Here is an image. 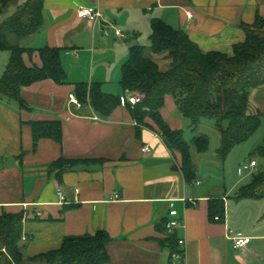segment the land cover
Masks as SVG:
<instances>
[{
  "label": "crops",
  "instance_id": "crops-1",
  "mask_svg": "<svg viewBox=\"0 0 264 264\" xmlns=\"http://www.w3.org/2000/svg\"><path fill=\"white\" fill-rule=\"evenodd\" d=\"M83 5L98 6L100 19L82 17ZM257 14L264 16V0L44 1L41 28L21 44L61 47L67 81L45 78L24 86L26 106L0 99V213L25 212L26 256L60 246L66 235L104 229L111 236L105 264H264V197H233L249 180L228 186L201 179L199 155L206 151L191 143L197 172L189 181L181 153L166 145L150 117L148 125L138 123L122 103L104 116L69 96L76 94L78 82L93 81L105 92L125 95L122 64L132 44L150 41L153 17L184 28L205 51L232 54L246 36L242 24ZM154 57L163 66L169 62ZM24 60L42 64L38 51L24 53ZM252 93L264 114V84ZM161 114L173 129L185 130L190 120L172 94L165 96ZM46 119L61 120L62 139L43 137L34 145L30 122ZM60 157L91 161L77 163L57 179L50 164ZM211 198L224 200L223 220L210 218ZM170 209H177L182 221L173 234L165 227ZM237 233L251 236L245 248L234 246ZM178 238L186 241L182 261L171 258Z\"/></svg>",
  "mask_w": 264,
  "mask_h": 264
},
{
  "label": "trees",
  "instance_id": "trees-1",
  "mask_svg": "<svg viewBox=\"0 0 264 264\" xmlns=\"http://www.w3.org/2000/svg\"><path fill=\"white\" fill-rule=\"evenodd\" d=\"M44 1L0 0V50L9 52L8 62L0 76V99L26 106L21 94L24 86L45 78L59 83L67 81L61 47L46 45L37 48L21 44V39L41 28ZM11 2H16L15 10L3 17L4 9ZM242 27L245 39L234 44L233 53L228 54L220 50L205 51L184 28L153 17L149 44H132L129 57L122 64L120 84L124 94L132 92L140 96L137 103H126V106L138 123L148 125L145 118L150 117L166 145L181 153V168L189 181L197 172L191 143L199 152L207 151L210 143L209 136L198 131L203 117L214 119L220 134L216 151L222 161L264 120L259 109L249 111L252 90L264 84V16L257 14L252 23H243ZM36 51L42 64H26L24 53L32 55ZM154 54L163 55L169 62L163 66ZM167 94L174 95L180 112L191 120L195 132L191 141L186 140L183 129H173L163 118L161 108ZM76 96L80 103H90L104 116L121 104V96L105 92L98 81L78 82ZM30 123L34 145L43 137L61 141V120H32ZM257 152L264 155V145L258 146ZM84 161L91 160L60 157L50 164V171L60 179L65 170ZM233 197H264V169L254 172ZM225 212L222 198L209 200L211 219L218 216V220H223ZM24 220V211L0 213V264H105L110 259L108 243L111 236L104 229L95 233L66 235L60 246L26 256Z\"/></svg>",
  "mask_w": 264,
  "mask_h": 264
},
{
  "label": "rangeland",
  "instance_id": "rangeland-1",
  "mask_svg": "<svg viewBox=\"0 0 264 264\" xmlns=\"http://www.w3.org/2000/svg\"><path fill=\"white\" fill-rule=\"evenodd\" d=\"M16 8V2H11L4 9L3 17L10 15ZM148 45L149 42H146ZM9 59V52L7 50H0V75ZM251 108L249 111L255 112L258 109L257 103L253 100V93L251 94ZM214 119L211 117H203L199 123L198 131L205 133L210 138V143L207 151L199 155L200 166L199 176L201 179H209V182L223 183L224 181L228 186L241 178L244 183L251 179L254 172L259 169H264V155L257 152L260 145H264V120L258 129L245 141L237 144L222 161L216 153V147L219 142V131L215 127ZM203 124V125H202ZM191 120L186 122L184 137L186 140L191 141L194 136ZM254 158L258 161V165L251 170H243L242 164ZM243 170V171H242Z\"/></svg>",
  "mask_w": 264,
  "mask_h": 264
},
{
  "label": "built area",
  "instance_id": "built-area-1",
  "mask_svg": "<svg viewBox=\"0 0 264 264\" xmlns=\"http://www.w3.org/2000/svg\"><path fill=\"white\" fill-rule=\"evenodd\" d=\"M79 14L92 21L96 22L100 19L101 17V11L98 6L95 5H83L78 8ZM118 34H121L119 30H117ZM70 99L79 104V100L76 96L75 93H70L69 94ZM140 100V96L138 94L132 93V92H127V94L121 96V103L126 105V103H129L131 105H134ZM144 151L149 150V147L145 145L143 147ZM258 165V161L254 158L250 159L249 161H245L242 164V169L243 170H251L255 168ZM199 183V181H196ZM58 194L60 195L61 199H64V194L60 188H58ZM117 196V195H116ZM218 219V216L215 217ZM182 224V221L178 215V210L177 209H170L168 212V217L165 221V227L166 231L168 234H173L177 227H179ZM23 239H25V235H23ZM251 236H246L242 235L241 233H237L233 235V240H234V246L236 248H245L248 243L251 241ZM185 239L184 238H178L177 240V246L172 250L171 252V258L175 261H182L186 257V249H185Z\"/></svg>",
  "mask_w": 264,
  "mask_h": 264
}]
</instances>
